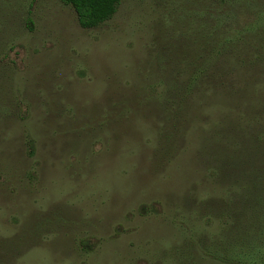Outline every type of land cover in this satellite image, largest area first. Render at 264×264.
<instances>
[{"label":"rangeland","instance_id":"rangeland-1","mask_svg":"<svg viewBox=\"0 0 264 264\" xmlns=\"http://www.w3.org/2000/svg\"><path fill=\"white\" fill-rule=\"evenodd\" d=\"M167 3L83 29L60 0H0V264L264 258V47L165 115Z\"/></svg>","mask_w":264,"mask_h":264},{"label":"trees","instance_id":"trees-1","mask_svg":"<svg viewBox=\"0 0 264 264\" xmlns=\"http://www.w3.org/2000/svg\"><path fill=\"white\" fill-rule=\"evenodd\" d=\"M60 1L74 9L81 28L90 29L109 20L122 0ZM164 8L167 23L161 25L157 19L155 24L161 34L166 30L168 40L166 49L155 54L157 77L161 78L151 88L159 111L165 115L180 110L179 99L191 95L197 79L199 83L213 77L209 68L247 65L248 53L253 54L252 59L262 58L264 0H168ZM186 62L196 69L198 78L191 75L192 80L184 83ZM250 232L260 235L258 227L246 234L253 239ZM239 260L237 264H264V258L258 257Z\"/></svg>","mask_w":264,"mask_h":264}]
</instances>
